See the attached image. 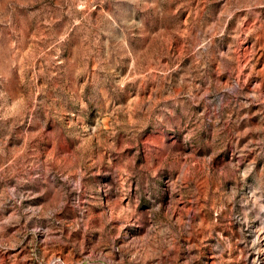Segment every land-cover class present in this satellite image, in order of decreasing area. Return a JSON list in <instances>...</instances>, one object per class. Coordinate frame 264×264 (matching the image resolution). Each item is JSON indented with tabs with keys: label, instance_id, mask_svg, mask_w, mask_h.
<instances>
[{
	"label": "rangeland",
	"instance_id": "obj_1",
	"mask_svg": "<svg viewBox=\"0 0 264 264\" xmlns=\"http://www.w3.org/2000/svg\"><path fill=\"white\" fill-rule=\"evenodd\" d=\"M0 264H264V0H0Z\"/></svg>",
	"mask_w": 264,
	"mask_h": 264
}]
</instances>
